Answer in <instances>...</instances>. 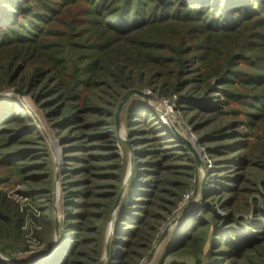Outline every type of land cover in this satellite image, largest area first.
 Listing matches in <instances>:
<instances>
[{
  "label": "trees",
  "instance_id": "16d2710c",
  "mask_svg": "<svg viewBox=\"0 0 264 264\" xmlns=\"http://www.w3.org/2000/svg\"><path fill=\"white\" fill-rule=\"evenodd\" d=\"M29 67L22 83L31 90L41 86L38 96L51 98V116L59 118L60 128H69L64 140L70 148L90 150L70 157L79 165L68 169V176H84L67 181L66 220L46 264L98 262L103 224L118 201L125 173L112 150L120 140L116 113L133 85V70L140 77L148 70L154 83L161 79L162 94L183 93V104L205 118L197 127L227 118L203 135L214 142L210 151L215 155L232 154L217 161L222 171L264 167V0H0L3 82L13 84ZM29 120L16 96L0 101V166L18 178L25 170L22 160L32 158L34 149L12 150L30 143L25 136L34 125ZM126 124L136 156L105 264L142 263L189 189L177 175L195 168L144 103L129 106ZM239 178L223 175L205 199L235 192ZM7 214L0 205L1 224L15 216ZM252 216H221L203 201L167 233L164 254L191 255L195 264H264V197ZM209 239L211 248L204 254ZM40 258L33 264H43Z\"/></svg>",
  "mask_w": 264,
  "mask_h": 264
},
{
  "label": "rangeland",
  "instance_id": "374dc122",
  "mask_svg": "<svg viewBox=\"0 0 264 264\" xmlns=\"http://www.w3.org/2000/svg\"><path fill=\"white\" fill-rule=\"evenodd\" d=\"M29 72H31V67L21 72L13 84L6 85L5 81L3 82L4 72L0 68V101L12 96L19 98L22 103V110L26 111L31 117L29 122L34 125L33 132L25 136L30 143L17 146L12 150L15 154L23 146L34 149L32 158L21 162L24 165L22 168L25 169L22 172V178H18V175L9 174L6 168L0 166V205L5 213H8L7 215L13 213L15 215L9 216L10 218H8L6 224L0 223V227L2 226L1 228L4 229L2 232L0 228V258L5 260L7 264H33L39 256H42L40 263L44 262L45 254L50 251L53 242H57L60 238V233L59 235L56 234V222L59 221L61 227V223L66 220L64 197L67 181L80 179L79 177L84 176V174L68 176L66 171L77 168L79 165L77 161L71 160L70 157L84 156L90 151L82 152L77 148H70L72 144L68 140H64L67 137L69 128L57 126L59 118L51 116L55 108V105L49 102L51 98L49 96H38L40 95L41 86L31 90L26 87L25 83H22V75L27 76ZM130 75L133 85L126 90L125 94L132 89H138L148 94L149 97L144 98L138 94H133L123 106L118 118L116 113V128L120 140H116V147L112 150V153L120 155L121 164L125 166V173L120 183L122 185L119 193V195L122 193L120 200L129 186L136 156V148L131 145L128 136L126 116L130 105L144 103L154 111L160 123L178 139V142H174L173 145L179 143V148H182L183 152L189 157L187 164L195 167L191 170L184 169V171H189L188 175H177L178 178L188 181L189 189L183 194L177 209L168 215L162 226V235L159 239L165 231L171 234L177 222L194 212L203 201L210 203L214 211L221 216L233 212L237 217L252 219V210L256 201L262 200L264 197V167H248L232 170V172H224L222 166L217 165V161L232 154L215 155L210 151V147L214 145V142L203 139V135L208 130L217 127L223 119L227 118L221 117L208 126L197 127L205 118L202 119L195 110L189 109L186 104H183V93H177L174 96L162 94L159 90L161 79H157L155 83L151 82V75L148 70H144L142 77L138 75L136 70L130 72ZM182 138L189 141L192 148L197 152L201 160L200 165L197 163L194 153ZM145 159L142 157L139 160L140 165H145ZM185 161L186 159L181 160L179 163ZM235 174L240 175L239 182L234 185L235 192L220 193L214 198L205 199L206 194L212 193L217 188L216 184H218V181L220 182L223 175L232 177ZM146 179L149 178L146 177ZM103 180L104 182H111L110 179ZM113 180L116 181L114 178ZM203 182L206 185L204 191L202 189ZM218 191L219 189L216 190V193ZM29 192H32L36 197L39 195H44V197L32 198L33 195H29ZM188 193L190 198L185 200L184 197ZM232 196H235V203L233 205L228 204L226 205L227 208H223L221 203ZM120 200L112 208L109 217L103 224L100 235L102 247L97 255L98 262H94V264H105L110 255ZM15 219H19L17 226L12 227L11 224H15ZM232 227L238 229L236 224ZM167 233L148 264H195V260L191 255L185 256L177 254V252L175 254H164L168 242ZM88 235L94 236L93 233ZM75 236L76 234H73V238ZM159 239L153 243L152 248L141 264H146ZM211 244L212 240L209 239L204 248V254L209 251ZM262 247L264 250V244ZM204 254L202 259H205ZM81 258L83 257L78 259ZM203 263L205 264V262Z\"/></svg>",
  "mask_w": 264,
  "mask_h": 264
},
{
  "label": "water",
  "instance_id": "95a60500",
  "mask_svg": "<svg viewBox=\"0 0 264 264\" xmlns=\"http://www.w3.org/2000/svg\"><path fill=\"white\" fill-rule=\"evenodd\" d=\"M133 94H138V95H140V96H142V97H144V98H148V97H149L148 94H146L145 92H143V91H141V90H138V89H132V90L128 91V92L124 95V97H123V99H122V101H121V103H120V105H119V107H118V110H117V118L119 117V113H120V111L122 110L123 106L125 105V103L129 100V98H130ZM180 137H181V136H180ZM182 140L188 145V147H189V148L191 149V151L194 153L195 159H196L197 163L200 165V163H201L200 157H199V155L197 154V152L192 148L190 142L187 141V140L184 139V138H182ZM205 188H206V185H205V182H203V185H202V189H203V191L205 190ZM121 196H122V193L119 195V199H118V201L120 200ZM117 204H118V203H117ZM55 230H56V234L59 235V233H60V223H59V221L56 222V228H55ZM166 233H167V231L164 232V235L159 239L157 245L152 249V251H151V253H150V255H149L148 259H147L146 264H148V263L152 260L154 254H155V252H156L157 247L161 244V242H162V240L164 239ZM56 245H57V242L54 243V246H53L52 251H51V252L45 257L43 264H46V263H48V262L50 261V259L52 258V255H53V251H54V249L56 248ZM0 262L7 264V262H6L5 260L1 259V258H0ZM101 264H102V263H101Z\"/></svg>",
  "mask_w": 264,
  "mask_h": 264
},
{
  "label": "built area",
  "instance_id": "2783aa9c",
  "mask_svg": "<svg viewBox=\"0 0 264 264\" xmlns=\"http://www.w3.org/2000/svg\"><path fill=\"white\" fill-rule=\"evenodd\" d=\"M184 198H185V200H188L190 198V194L189 193L186 194Z\"/></svg>",
  "mask_w": 264,
  "mask_h": 264
}]
</instances>
